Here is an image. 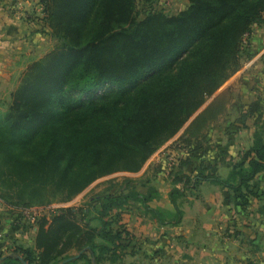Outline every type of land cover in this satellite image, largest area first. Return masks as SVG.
<instances>
[{
    "label": "trees",
    "instance_id": "16d2710c",
    "mask_svg": "<svg viewBox=\"0 0 264 264\" xmlns=\"http://www.w3.org/2000/svg\"><path fill=\"white\" fill-rule=\"evenodd\" d=\"M188 1L174 15H142L137 0H41L55 48L28 67L0 119V198L20 211L11 217L14 231L32 229L21 211L67 203L100 178L139 172L252 58L246 42L264 25V0ZM230 101L216 98L190 124L185 147L193 154ZM239 111L244 121L257 116L252 146L227 178L207 165L196 182L247 206L264 173V123L258 101ZM149 190L38 217L35 246L0 247V264H115L130 246V233L114 227L115 210L134 201L163 226L182 223L184 193L171 192L169 219L151 207ZM2 225L0 217V241Z\"/></svg>",
    "mask_w": 264,
    "mask_h": 264
},
{
    "label": "rangeland",
    "instance_id": "374dc122",
    "mask_svg": "<svg viewBox=\"0 0 264 264\" xmlns=\"http://www.w3.org/2000/svg\"><path fill=\"white\" fill-rule=\"evenodd\" d=\"M188 6V0H137L138 11L142 15L151 9L164 12L166 15H174L185 10ZM262 30L263 26L256 27L253 34L262 33ZM252 39L253 35L246 42V55L256 51L255 45L251 43ZM44 43H46V47L41 50L40 54L46 50H48V54L56 45V42L52 41L50 37L46 38ZM257 49L262 50L263 47ZM238 81L230 79L215 95L209 97L205 105L199 110H205L220 96L229 97L231 100L227 113L210 125L206 131V137L202 140V151L193 154L189 148L185 147V133L193 122L190 123L189 121L174 138L165 143L149 158L139 172H119L100 178L73 200L67 203L52 204L45 208L32 209L30 215L36 216V218L43 216L52 218L63 208L84 210V208L88 209L90 205L99 208L109 197L128 194L135 187L138 192L144 194H147L149 189H153L154 200L151 207L164 212L169 216V219H172L174 210L171 205L170 194L177 188L184 193V196L178 199L184 217L182 223L176 227L159 224L146 213L140 203L134 201H130L126 206L112 212L111 216L116 217L117 221L114 225L115 229L126 230L130 233L128 252L115 264H173V258L170 259L173 255L171 249L173 246L181 247L184 244V239H191L190 234L187 235L188 238L183 235L188 231L193 235L200 233L196 234L198 235L196 238L193 236L195 239L190 241L194 247H198V250L192 253V258L199 264L206 252L205 248L199 247L201 233L206 234L200 232L202 229L213 231V243L217 241L219 245L224 244L222 238L227 239L228 242H233L236 245L235 248L239 249L237 254L242 257L241 259L253 250L256 261L264 260V252L261 248L264 247V186L262 185L264 184V174L262 173L258 177L254 188L256 195L250 194V202L247 206L242 205L243 201H238L232 197L222 201L217 193L219 192L218 189H221L220 187L196 182V178L204 173L203 168L207 165H219L221 170L224 162L230 165L240 162L247 151L249 136L246 132L241 134L239 131L247 127L236 120V112L247 107L250 101L238 88ZM197 113L195 115L198 116L200 113ZM235 113L236 115H234ZM195 115L192 117L193 120L197 117ZM234 134H238L239 137L232 138ZM187 163L188 165H185ZM227 173L222 171L220 176L226 178ZM181 177L184 178V183L177 182L178 178ZM186 177L190 178L191 181L185 185ZM128 181L131 183L127 185ZM225 192V194L232 196L230 192L226 190ZM244 195L248 196V192ZM10 208L0 198V216H3L4 220L9 219L8 227L3 229V236L7 229L13 225L11 222L13 214L20 213V211H14ZM25 222L29 228H33L31 225H35L29 221ZM93 225L99 226V223L94 222ZM170 234L174 236H170ZM30 235H28V239ZM196 243L197 245H195ZM260 245L262 246L260 247ZM193 246L191 248L194 250ZM175 250L177 251V248ZM218 253H222V251ZM218 253L214 252L210 257V260L212 259L211 264H218L215 262ZM180 255L182 254L177 251L176 256L179 257L180 262L178 264H183ZM204 257L206 256L204 255Z\"/></svg>",
    "mask_w": 264,
    "mask_h": 264
},
{
    "label": "crops",
    "instance_id": "0c3cea01",
    "mask_svg": "<svg viewBox=\"0 0 264 264\" xmlns=\"http://www.w3.org/2000/svg\"><path fill=\"white\" fill-rule=\"evenodd\" d=\"M262 26V33H258L257 35L252 34L253 39L251 40V43L255 45L256 49L254 53H251L253 55L252 58L245 61L241 70L234 74L230 79L233 81L239 80L238 88L243 91L246 98H249L250 103L248 106L256 101L260 103L261 112L259 114L262 115L261 123H264V25ZM256 27L260 28L261 26H255L253 28V33H255ZM45 37L49 38L50 35L44 20L41 0H0V119L7 113L12 103V94L19 87L22 77L28 67L32 63L42 59L47 54L48 50L43 54H40L41 50L46 47V43H44L46 39ZM50 39L53 41L51 37ZM259 47H263V49H257ZM228 107H230V105ZM236 113V120L247 127L246 129H240L239 131L241 134L246 132L249 136V145L246 147L248 150L253 144V136L257 129L255 125L257 116L248 118L244 121L241 119L240 111L238 110ZM236 113L234 115H236ZM237 137H239L238 134H234L232 138ZM229 167L230 164L224 162V165L221 166V170L219 166V174L222 171H226L229 175ZM262 185L264 186V184ZM218 190L219 192L217 193L222 201L230 198L229 195L225 194V190ZM0 217L3 219L0 241V247L3 252L9 251L13 246V243H17L26 248H33L35 246L37 234L36 227L32 228L33 230L31 229L27 232L21 233L19 231H14L12 226H10L7 229L6 234L3 236V229L4 227H8L9 219L7 218L4 220L3 216ZM210 231L203 229L200 231L206 233H201L199 238L201 240L199 247L205 248L204 250L206 252L204 255L206 257L203 255L199 264H211L212 259L210 260V257L214 252L218 253L219 251H222V253H218L216 257L217 260L215 261L218 264H264V260L260 262L256 261L253 250L241 259L242 257L237 254L239 249L235 248L236 245L233 242H228L227 239H221L224 244L219 245L217 241L213 243V231ZM189 234L192 236L190 240L184 239V244L181 247L173 246V249H171L173 255H171L170 259L173 258V264L180 263L179 257L176 256L177 251L182 254L180 256L183 264H194V262L197 264V261L192 258V253L197 251L198 247H194L190 241L194 240L196 236H198L196 234L200 233H196L195 235L189 231L186 234L183 233L185 238ZM28 235H30L29 239ZM170 236L174 235L170 234ZM193 236L195 238H193ZM195 245H197V243ZM192 246L195 248L194 250L191 248ZM261 246L262 245H260V247ZM175 248H177V251ZM261 248H263L264 252V247ZM228 251L229 253H227Z\"/></svg>",
    "mask_w": 264,
    "mask_h": 264
},
{
    "label": "built area",
    "instance_id": "2783aa9c",
    "mask_svg": "<svg viewBox=\"0 0 264 264\" xmlns=\"http://www.w3.org/2000/svg\"><path fill=\"white\" fill-rule=\"evenodd\" d=\"M21 213H22V215H23V217H24V219L26 220V221H29V222H31L32 224H34L35 223V221H36V216H31L30 215V210H26V211H21Z\"/></svg>",
    "mask_w": 264,
    "mask_h": 264
},
{
    "label": "water",
    "instance_id": "95a60500",
    "mask_svg": "<svg viewBox=\"0 0 264 264\" xmlns=\"http://www.w3.org/2000/svg\"><path fill=\"white\" fill-rule=\"evenodd\" d=\"M204 110H202V111H199L197 114H199V113H202ZM195 116H197V115H195ZM195 118V117H194ZM193 121V119H191L190 120V123Z\"/></svg>",
    "mask_w": 264,
    "mask_h": 264
}]
</instances>
